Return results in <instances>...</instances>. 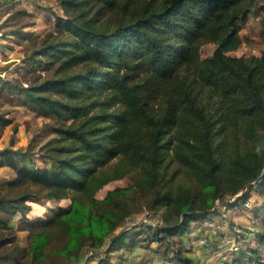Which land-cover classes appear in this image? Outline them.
<instances>
[{
	"label": "trees",
	"instance_id": "1",
	"mask_svg": "<svg viewBox=\"0 0 264 264\" xmlns=\"http://www.w3.org/2000/svg\"><path fill=\"white\" fill-rule=\"evenodd\" d=\"M56 1L62 13L27 57L44 74L0 77V90L55 121L41 155L0 149V165L14 171L0 182V264H80L89 250L111 264L114 249L151 242L190 264L176 243L192 222L216 200L232 208L264 189V47L229 53L257 0ZM259 9L264 39V2ZM143 208L159 215L155 224L115 234ZM261 210L254 234L264 246ZM263 262L249 247L231 264Z\"/></svg>",
	"mask_w": 264,
	"mask_h": 264
},
{
	"label": "rangeland",
	"instance_id": "2",
	"mask_svg": "<svg viewBox=\"0 0 264 264\" xmlns=\"http://www.w3.org/2000/svg\"><path fill=\"white\" fill-rule=\"evenodd\" d=\"M264 0H257L252 10L243 20L240 21V35L242 43L230 54L233 55H259L264 47V39L260 34V9L259 6ZM62 9L56 0H0V77L9 80L23 79L26 74L34 76L44 74V70L32 68L28 63V55L33 49L34 36L43 34L53 29L54 16L61 14ZM21 32V33H17ZM214 49V44H205L202 49V55H208ZM3 87V86H2ZM0 116L7 120V123H0V149L11 147L13 149L32 151V154L39 153L40 148L46 145V141L54 136L52 125L55 124L53 118L38 115L21 104L20 97L11 91L0 90ZM51 127V128H50ZM37 158V155L34 156ZM14 175L13 169L8 166L0 165V182L9 180ZM130 183L128 177L111 181L97 192V196H103L106 190L117 185H126ZM257 188V187H256ZM252 195V205L249 208L243 206V202H238V212L246 213V218L239 220L237 226L232 222V226L239 229L237 234L251 232L247 235L244 248L248 246L258 248L254 241L255 234L249 231V227L255 228L258 219L254 217L253 209L258 208L260 211L264 205V189L255 190ZM246 210H244V209ZM160 208L158 211H162ZM38 211V210H36ZM48 212V208L41 214ZM155 212V211H154ZM239 214V213H238ZM242 215V214H241ZM253 221H250L252 219ZM159 215H153L149 210L143 208L141 212L135 214L132 218L124 220L117 228L115 234L120 233L123 229L133 228L138 222H148L155 224ZM196 226V225H195ZM51 234V232H50ZM21 243H26V231L18 232ZM207 236V235H206ZM54 244H61V236L54 232L52 240ZM147 250H145L146 252ZM264 249L259 248L258 254L263 253ZM105 254V253H104ZM110 261L114 264H122L128 260L129 254L124 250H116L110 253ZM142 260V259H141ZM51 260H45L37 264H50ZM98 261L92 259L91 264H98ZM139 262V263H138ZM112 263V264H113ZM136 263L141 264L140 261ZM152 264V263H148Z\"/></svg>",
	"mask_w": 264,
	"mask_h": 264
},
{
	"label": "crops",
	"instance_id": "3",
	"mask_svg": "<svg viewBox=\"0 0 264 264\" xmlns=\"http://www.w3.org/2000/svg\"><path fill=\"white\" fill-rule=\"evenodd\" d=\"M224 205V202L222 204L219 203L216 205V210L213 214L202 220L193 221L189 230L181 235L179 243H176V246H182L183 253L191 259L190 264H219V255L223 253H228L226 254V262L227 264H231V262L240 254V252L250 247L247 245V247L244 248L243 245H245L244 243L247 241V235L251 232H245L242 235L237 234L239 229L236 227L239 220L246 219L242 218V216L246 217L247 214L238 212V210H236L239 207L238 205L232 208H223ZM253 218L254 217L252 215V219H250V221H253ZM232 222L236 226L230 225ZM249 228V231H253L254 233V228ZM205 235L208 237V241L206 243L201 241L202 237ZM253 239L257 244V250L260 247L264 249V246L256 240L255 236ZM232 243H238L239 250H230V245ZM157 245V242H151L147 246L138 247L134 252H131V250L127 249L125 246L121 247L120 249H114L113 251L124 250L128 252L129 258L128 260L122 262V264H138L139 262L136 263L137 261H140L141 264H180L178 260L173 258V250H170L167 255L166 253L164 255L162 252L163 246ZM145 250L147 251L145 252ZM134 254L135 256H133ZM263 254L264 252L259 254L261 262L264 261ZM94 259L95 261H99L98 257ZM112 263L113 262H111V264ZM261 264H264V262Z\"/></svg>",
	"mask_w": 264,
	"mask_h": 264
},
{
	"label": "built area",
	"instance_id": "4",
	"mask_svg": "<svg viewBox=\"0 0 264 264\" xmlns=\"http://www.w3.org/2000/svg\"><path fill=\"white\" fill-rule=\"evenodd\" d=\"M241 193L242 192H240L239 194H241ZM235 197H236V195H234V196H227L225 198V201L226 202H230V201L234 200ZM216 203L219 204V201L216 200ZM251 205H252V199H251V197H249L245 202H243V206L245 208H249V207H251ZM223 208H225V205L223 206ZM201 241L204 242V243H206L208 241V237L206 235L203 236ZM230 250H232V251L239 250L238 243H232L230 245ZM226 254H228V253H223V254L219 255V264H227V262H226L227 255ZM102 256H103V253L102 252H100L99 255H96L95 256L94 255V251L93 250H89V251L86 252V254H85V256H84V258H83V260H82V262L80 264H91L92 259L97 258V257L100 259Z\"/></svg>",
	"mask_w": 264,
	"mask_h": 264
}]
</instances>
